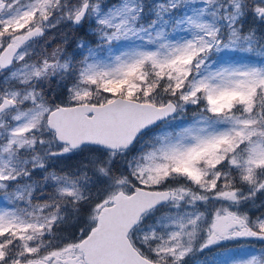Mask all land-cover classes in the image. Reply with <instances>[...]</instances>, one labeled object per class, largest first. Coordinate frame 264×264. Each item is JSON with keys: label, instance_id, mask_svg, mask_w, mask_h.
I'll return each instance as SVG.
<instances>
[{"label": "snow or ice", "instance_id": "snow-or-ice-1", "mask_svg": "<svg viewBox=\"0 0 264 264\" xmlns=\"http://www.w3.org/2000/svg\"><path fill=\"white\" fill-rule=\"evenodd\" d=\"M249 21L264 27V0H0V264H186L264 240V34ZM85 24L95 47L81 37L78 61L68 33L40 45Z\"/></svg>", "mask_w": 264, "mask_h": 264}, {"label": "rangeland", "instance_id": "rangeland-1", "mask_svg": "<svg viewBox=\"0 0 264 264\" xmlns=\"http://www.w3.org/2000/svg\"><path fill=\"white\" fill-rule=\"evenodd\" d=\"M149 20L151 17L148 18ZM69 28H67L64 25L60 26L59 30H53L51 33L48 34V37L45 39L49 40V43L45 45V41L41 40L40 45L41 46H46L48 47L49 51L51 50L52 47H55V43H57V40L50 39L52 36L60 35L64 36V33H68V42L70 43L71 40L74 39V36L72 33L68 31ZM85 30L84 32L89 33V26L85 24L83 27ZM82 30V29H79ZM68 31V32H67ZM75 39H74V44L75 47L74 49L70 50L69 52L66 51V53L74 58V60L78 61L83 58V55H86V50L79 49L77 47V42L80 39L78 33H74ZM91 44L90 46L95 47V40L96 38L91 36ZM64 39V38H63ZM63 39L60 41L62 42ZM85 39V38H84ZM65 47V46H64ZM69 48V45H68ZM228 56H232L235 59H250L252 61H257L260 59L258 56H254V58H249V54L246 53H228ZM56 87L55 81H53V88ZM62 91L61 89L57 90V94ZM180 116L177 117V119L173 122L175 124H186L182 123L180 120ZM188 123V122H187ZM76 159L70 160V161H64L63 163L59 164L58 167H68L71 165H74L76 163ZM261 200H264V197H260L257 200V205L260 204ZM250 207V206H249ZM261 211H264V208H251L250 207V215L253 217L257 216L260 214ZM227 249V251H225ZM262 253H264V240H260L258 238L254 237H248V238H239L237 240L233 241H228L224 242L220 246H213L210 249H205L203 252H196L189 257L186 258V264H221V261H224L225 259L229 258H250L252 255L260 256Z\"/></svg>", "mask_w": 264, "mask_h": 264}, {"label": "trees", "instance_id": "trees-1", "mask_svg": "<svg viewBox=\"0 0 264 264\" xmlns=\"http://www.w3.org/2000/svg\"><path fill=\"white\" fill-rule=\"evenodd\" d=\"M255 27L256 29H257V34H258V36L260 35V34H264V27H261L260 25H253L252 23H251V21H249L248 23H246L245 24V28L247 29L248 27ZM68 31L70 32V33H72V35L74 36V39H75V34L74 33H78V35H79V37L81 38V37H83V38H85V40H87V41H90L91 40V35H89L88 34V32H87V30H86V32H84L85 30L84 29H82V30H79V29H76V30H71V29H68ZM67 31V32H68ZM52 37H54V41L55 40H57L58 42L57 43H55V46L56 45H58V44H60L61 43V39H63L64 38V36H60V35H54V36H52ZM74 39L73 40H71V42L69 43H67L66 45H65V49H66V51H70V50H72V49H74V47H75V44H74ZM68 45H69V48H68ZM254 56H256L255 54H249V58H254ZM193 111H194V109H192V108H189L188 109V111L185 113V114H183L182 116H180V120L182 121V123H187V122H190L191 121V119H192V115H193ZM178 117V116H177Z\"/></svg>", "mask_w": 264, "mask_h": 264}]
</instances>
